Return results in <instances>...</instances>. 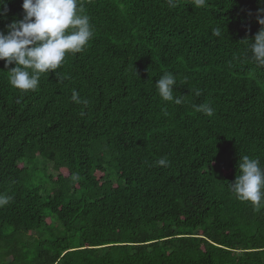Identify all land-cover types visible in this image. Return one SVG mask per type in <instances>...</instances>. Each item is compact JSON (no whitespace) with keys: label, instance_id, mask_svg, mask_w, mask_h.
I'll list each match as a JSON object with an SVG mask.
<instances>
[{"label":"trees","instance_id":"obj_1","mask_svg":"<svg viewBox=\"0 0 264 264\" xmlns=\"http://www.w3.org/2000/svg\"><path fill=\"white\" fill-rule=\"evenodd\" d=\"M5 2L6 32L25 13ZM175 2L80 0L93 37L36 91L11 86L0 60L2 264H264V203L230 188L240 157L264 166V66L245 40L264 3ZM168 71L180 105L155 87ZM39 159L56 172L44 197L27 186Z\"/></svg>","mask_w":264,"mask_h":264},{"label":"clouds","instance_id":"obj_2","mask_svg":"<svg viewBox=\"0 0 264 264\" xmlns=\"http://www.w3.org/2000/svg\"><path fill=\"white\" fill-rule=\"evenodd\" d=\"M171 7H176L175 0H167ZM264 3V0H258ZM206 0H194L195 7H203ZM25 15L6 26V32L0 31V60L5 68H11L9 83L22 91H36L42 73L55 72L64 63L68 54L82 52L93 37L90 17L84 14L80 0H23ZM7 11L5 0H0V16ZM264 7L257 10V23L260 30L252 39H245L249 44L252 58L258 66H264ZM213 36L221 37L222 29H212ZM177 75L168 71L161 75L155 84L163 101L182 104L181 97L174 96ZM197 96L200 91L196 90ZM73 101L84 103L73 91ZM196 111L207 116L214 115V109L208 104L194 105ZM158 166H167L166 158L159 159ZM239 175L230 184L232 192L241 201L250 202L259 209L264 203V166L259 159L245 155L240 157ZM10 197L0 195V205L7 204Z\"/></svg>","mask_w":264,"mask_h":264},{"label":"rangeland","instance_id":"obj_3","mask_svg":"<svg viewBox=\"0 0 264 264\" xmlns=\"http://www.w3.org/2000/svg\"><path fill=\"white\" fill-rule=\"evenodd\" d=\"M26 167H27V173L29 177V180L27 182L28 187L39 188L43 197L50 194L52 190H54L55 186L52 183V181H50V175L55 176L56 172L52 169L51 163H47V166H46L45 160L39 159L32 165H28ZM48 214H49L48 212L45 213V215H47L46 217L47 222L51 226V228L53 227L59 228L58 223H56V221L54 220L52 216L51 217L48 216ZM11 232H12V229H9L8 231L5 232V236L10 235ZM33 235L35 237H44L45 233L37 232V233H34ZM11 241L15 245L14 247H17V234L13 236ZM4 248H5L4 244L0 243V256L2 252L4 251ZM3 262L4 260L2 259V262H0V264H2Z\"/></svg>","mask_w":264,"mask_h":264}]
</instances>
